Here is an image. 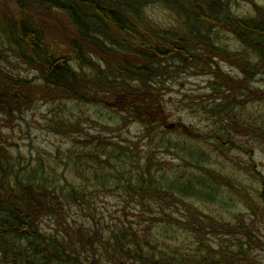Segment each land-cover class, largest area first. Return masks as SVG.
Wrapping results in <instances>:
<instances>
[{"label": "trees", "instance_id": "trees-1", "mask_svg": "<svg viewBox=\"0 0 264 264\" xmlns=\"http://www.w3.org/2000/svg\"><path fill=\"white\" fill-rule=\"evenodd\" d=\"M247 1L0 0V61L14 54L37 74L34 79L12 75L0 63L2 115L12 117L20 112L19 97L33 99L46 88L55 102L104 106L125 121H140L148 139L158 140L157 149L147 151L141 164L131 148L114 140L104 147L95 144L105 160L99 163L97 154L94 159L89 154L93 163L78 168L89 175L82 177L81 187L65 176L63 183L52 166L46 171L44 164L0 151V264H259L254 253L264 252V240L252 226L199 206H245L251 211L253 193L214 168L202 147L213 144L215 152L232 149L251 157L250 146L238 140L264 139V115L244 113L249 104L264 106V93L244 85L237 89L219 67L220 62L237 67L247 85L264 73V5L253 6L246 15L234 11ZM155 8L175 16L177 26L164 27L151 18L149 10ZM56 15L60 18L53 25L72 31L68 55H56L33 23L40 17L52 22ZM223 36L232 37L236 47ZM171 69L177 73H169ZM179 72L211 77L215 98L201 110L213 128L203 135L184 131L179 123L173 131L164 129L166 83ZM231 92L241 96L235 100ZM173 132L199 144L181 157L195 164L203 158L197 173H187L186 165L158 167L155 152H169L172 144L165 142ZM260 144L264 148V141ZM253 163L249 160L247 167L255 179ZM255 181L262 183L257 195L264 219V179ZM99 190L122 191L142 207L140 226L126 216L109 224L94 214L91 196ZM175 209L182 217L173 216ZM48 221L54 222L52 231L44 228ZM184 233L191 237L180 243Z\"/></svg>", "mask_w": 264, "mask_h": 264}, {"label": "rangeland", "instance_id": "rangeland-1", "mask_svg": "<svg viewBox=\"0 0 264 264\" xmlns=\"http://www.w3.org/2000/svg\"><path fill=\"white\" fill-rule=\"evenodd\" d=\"M4 1L7 2V0ZM262 5H264V0L239 2V4L235 5L234 11L241 15H246L253 12V6ZM10 8L14 10L12 5ZM149 15L164 27L173 28L177 26L175 16L162 8L150 9ZM58 18L60 16L56 15L55 20L52 19V22H50L46 18L40 17L39 20L36 18L33 23L43 30L46 38L45 43L51 47L54 53L58 56H63L68 55L67 42H70L69 37L72 36V31L65 28L60 29L53 25L58 21ZM222 38L231 47H236L237 44L232 37L223 36ZM6 54L8 53L6 52ZM6 59V62L0 61V63L2 68L8 71L9 74L26 79H34L36 77V71L30 66L22 64L21 61H17L14 54H11ZM219 67L221 68L222 76L233 80L235 86L238 85L237 89L244 85L246 88H252L255 92L264 93V73L255 80H251L249 85H247L244 75L237 67H232L226 62H220ZM169 73L177 72L175 69H171ZM179 73L175 79L171 78L166 83L168 89L164 93L163 108L166 111L167 120L163 122L168 128L164 129L173 131L179 123L183 125L184 131L198 132L203 135V133H207L213 128L212 122L208 120L204 110H201V107L208 105L206 100L215 98V93L211 92L212 88L209 86L211 77L204 74L194 75L191 72ZM35 93L36 95L33 99H22L19 97L18 107L20 112L12 114V117L8 118L0 113V151L3 153L8 152L13 157L21 158L23 162L30 161L34 165L38 163L44 164L46 171H49L51 166L56 168L63 183V177L65 176L75 182L76 185L82 186V177L84 179L88 173L85 169L82 174V172L78 171V168H81V164L87 168L88 163H93L89 154H93V159L96 157L94 154H97L99 163L101 160H105L103 152L98 151V147L95 148V144H100L104 147L105 141L114 140L120 143L121 146L131 148V155L135 160L138 158L137 160L140 164L143 162L145 154L151 149H157L158 140L148 139L145 133L146 129L140 121L133 119L125 121L122 116L104 106L85 105L69 99L55 102L54 94L50 89L43 88ZM237 95L241 96L240 93ZM237 95L231 92V97L235 100L238 99ZM244 113L252 117L264 115V106L249 104ZM58 123L61 124L60 128L57 127ZM236 130L239 131L238 128ZM247 132L248 129L243 127V133L246 134ZM167 137L168 139L165 143L167 145L172 144V146L169 152L164 150L155 152L160 159L158 167L178 169L186 165L185 167H188L187 173L191 171L197 173V169L203 167V158L199 159L198 164L190 163L189 160L183 162L181 159L182 156L193 151V148L197 147V143L195 144L194 141H189L175 132L167 134ZM240 137L239 135L237 138ZM190 138L194 139L196 137ZM238 141L241 144L245 143L250 146L253 153L251 155L252 158L239 150L219 148L215 152L216 146L213 144H203L202 147L211 156L212 163H215L213 165L214 168L219 171L222 170L226 176L233 178V181L238 180L243 183V186L253 193L251 211L245 206H241V210H239L238 206L234 208L233 205L230 207L223 205L203 207V203H199V206L202 210L204 208L206 212L216 217L234 223L239 217L241 221H245L252 226L264 240V219H261L263 205L257 195L263 191L262 183H256L255 181L260 178L264 179V148L260 146L264 139H260V142L257 143V140L242 137ZM222 152L224 154H221ZM249 160H252L256 167L257 175L255 179L247 167ZM117 162L115 161V163ZM205 165H208V163H205ZM248 174L250 175L248 176ZM225 191L229 192L226 189ZM91 192H94V190L92 189ZM93 195L91 196L93 198L91 200L93 213L99 218L105 219L109 224L113 223V220L118 221L120 218L124 220V216L130 219L136 228L142 221V207L126 197L124 192L119 190L113 192L99 190ZM234 203L237 204L238 202ZM179 211L175 209L173 216L182 217ZM53 227L54 222L52 221L44 224V228L47 231H52ZM159 230L161 232V228ZM190 237L186 233L181 234L180 243L189 240ZM210 240L214 245H218L216 244V237L211 236ZM254 256L258 259L259 264H264V252L256 251Z\"/></svg>", "mask_w": 264, "mask_h": 264}]
</instances>
